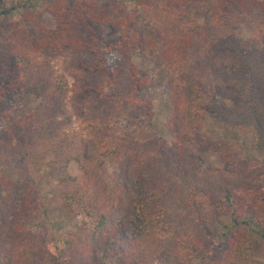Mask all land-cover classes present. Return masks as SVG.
<instances>
[{
    "label": "trees",
    "instance_id": "16d2710c",
    "mask_svg": "<svg viewBox=\"0 0 264 264\" xmlns=\"http://www.w3.org/2000/svg\"><path fill=\"white\" fill-rule=\"evenodd\" d=\"M43 1L0 0V121H7L5 134L8 139L19 141L20 159L31 158L42 144L45 138L42 135L47 129L38 125L41 111L53 108L51 101L70 92L67 80L47 69L45 56L71 52L81 59L72 61L70 72L81 80L80 90L92 96V102L95 100L96 117L93 122L88 120L82 129L96 133L94 150L97 154L92 157L86 142L81 140L80 151L73 157L80 175L71 174L66 162L56 164L60 170V195L65 205L83 220L77 232L52 240L50 258L45 264H105L109 259L118 264H145L144 253L161 233L171 232V225L165 222L168 213L157 214L147 208L143 183L135 181L136 195L133 196L129 194L130 177H124L119 186H111L106 181L101 182L100 189L93 186L101 179L104 159L123 160L127 155L129 145L127 138L119 133L120 119L133 110L142 111L149 119L152 106L141 94L166 83L172 87L173 107L167 130L179 157L184 156L194 139L192 126H201L209 116L221 121L226 129L253 133L261 162L250 179L223 191V198L217 200L213 212L229 213L238 229L250 230L264 239V26L260 27L258 38L263 47L256 49L227 29L222 33L218 31L212 39L214 32L222 28L217 19L211 21L207 15L191 18L188 13L178 14L196 3L199 8H209L216 3L229 22L238 23L233 10H239L243 2L164 0L165 5L152 9L150 0H108L109 7H103L99 0H56L46 5ZM253 4L264 15V0H253ZM113 8L118 18L111 13ZM145 11L154 16L152 27L146 28L141 23ZM156 12L161 14L158 16ZM20 14L28 22V16L33 17L39 35L36 30L29 32L20 24L17 18ZM47 15L50 23L45 22ZM115 25L120 36L117 40H109L105 31ZM207 40H211L210 45L201 46L208 53L203 51L205 56H195L193 51L192 55L193 47ZM226 41L230 45L223 46L217 53L224 54L227 63L221 66L237 77L235 82L224 75L218 80L215 76V71L221 69L212 52L216 44ZM138 61L153 66L151 72H145L148 67L143 68ZM123 78L129 81V91L136 93L135 97L122 93ZM27 94H34L40 100L33 111L14 101ZM10 101L13 102L12 110L6 112ZM74 145V139L64 134L54 141V147L46 150L49 153L52 150L55 155L57 147L72 149ZM172 146L162 143L160 150H170ZM158 156L151 154L148 162H141L135 153L131 165L134 176L143 165L153 166ZM238 166L242 168L241 163ZM126 198L137 217L131 232L123 224ZM24 234L18 238H26ZM174 240L172 252L177 264L205 259L213 253L214 243L207 249L198 238L190 235L174 237ZM250 245L235 235L227 259L233 264H242L250 254ZM27 249L20 250L16 257L14 250L0 243V264H13L14 260L23 264L32 250Z\"/></svg>",
    "mask_w": 264,
    "mask_h": 264
},
{
    "label": "rangeland",
    "instance_id": "374dc122",
    "mask_svg": "<svg viewBox=\"0 0 264 264\" xmlns=\"http://www.w3.org/2000/svg\"><path fill=\"white\" fill-rule=\"evenodd\" d=\"M55 1L44 0L43 4ZM107 1L99 0L103 7H109L111 2L108 4ZM240 1L243 4L239 10H233L238 23L229 22L227 16L217 9L216 3L209 8L208 6L199 8L196 3L190 5L188 9L179 11L178 14L188 13L191 18L207 15L211 21L217 19L222 28L214 32L212 39L218 35V31L222 33L221 31L227 29L233 31L234 35L249 46L260 49L263 42L258 38L260 27L264 26V15L253 4V0ZM150 3V8L158 9L160 4L165 5L166 2L150 0ZM112 6L111 4L110 7ZM110 11L116 18L119 17L114 8ZM146 12L142 14L141 23L146 28L152 27L154 16ZM155 14L159 16L161 13ZM17 18L29 32L36 30L37 35L40 34L33 17L28 16L29 22L24 20L21 14ZM45 19V22L50 23L49 15ZM105 34H108L106 37L108 36L109 40H117L120 36L116 25L107 29ZM210 43L211 40L198 42L193 47L192 55L194 51L195 56H205L203 51L205 53L208 51L202 49V46ZM229 45V41L219 42L212 52L221 69L215 71V76L218 80L220 75H224L235 82L237 77H233L228 68L221 66L227 63L224 54L217 53L223 46L227 48ZM45 58L47 69L53 75L64 77L70 92L51 101L50 106L53 108L48 107L46 111H41V122L38 125L42 129L43 127L47 129L43 132L42 136L45 138L43 142L41 141L42 144L31 158L20 159V154L17 153L19 141L8 139L5 134L7 121H0V243L14 250L16 257L20 250L26 251L27 247L29 250L32 249L25 260L23 259V264H45V260L50 258L49 246L52 240L61 235L77 232L83 220L80 214L65 205L60 195L58 189L60 170L56 164L59 162V166L66 162L71 174L80 175L73 157L80 151L81 140L86 142L91 156L97 157L94 150L96 133L82 129L88 120L93 122L96 117L93 105L95 100L92 102L90 99L92 96L89 97L86 91L80 90L81 80H77L70 72L72 61L81 58L67 51L50 54ZM113 59L117 60L115 57ZM138 62L143 68L148 67L144 69L145 72H151L153 66ZM126 79L122 80V93L133 98L137 94L129 91L131 85ZM171 93L170 83L145 90L141 97L151 103L149 119L138 110L127 112L126 116L120 119L119 133L127 138L129 145L127 155L123 160L104 159L100 171L101 179L94 182L93 186L100 189L103 181L111 186H119L123 184L124 177H130L129 194L136 195L134 183L141 182L146 189L147 208L157 214L162 211L168 213L165 222L171 225L169 230L171 232L161 233L144 253L145 264H177L172 252L175 245L174 237L179 239L188 235L198 238L206 248H211L212 243L214 246L210 256L187 264H233L227 259L226 254L235 235L240 236L241 241L247 245L251 244L250 254L242 264H264V239L250 230L238 229L229 213L213 212L217 200L223 198V191L226 188L233 189L250 179L254 175L253 170L261 162L262 158L256 151L253 133L226 129L221 121L209 116L201 126H192L194 139L189 143L184 156L179 157L177 149L172 146L171 133L167 130L173 113ZM14 101L23 103L28 111H33L40 104V100L34 94H27L24 98ZM11 103L13 102L10 101V107L6 112L12 110ZM64 134L74 139L75 145L72 149L57 147L55 155L52 150V153H49L46 149L54 147L52 146L54 141ZM162 143L172 148L170 150L166 148L161 152ZM135 153H138L141 162H148L151 154L159 155L157 158L159 160L152 163L151 167L143 165L135 177L131 167L135 161L133 158ZM239 163L242 164V168L238 166ZM125 201L127 204L123 224L125 229L131 232L135 228L137 217L129 206V199L126 198ZM22 233H25L26 238H18ZM13 264L20 262L14 260ZM105 264L118 263L109 259Z\"/></svg>",
    "mask_w": 264,
    "mask_h": 264
}]
</instances>
